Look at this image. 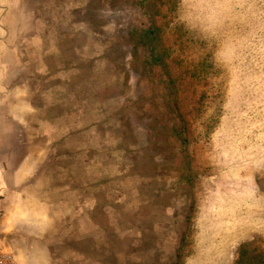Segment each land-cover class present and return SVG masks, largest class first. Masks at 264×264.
Returning a JSON list of instances; mask_svg holds the SVG:
<instances>
[{
  "label": "rangeland",
  "instance_id": "obj_1",
  "mask_svg": "<svg viewBox=\"0 0 264 264\" xmlns=\"http://www.w3.org/2000/svg\"><path fill=\"white\" fill-rule=\"evenodd\" d=\"M6 125L1 264H264V0H0Z\"/></svg>",
  "mask_w": 264,
  "mask_h": 264
},
{
  "label": "crops",
  "instance_id": "obj_2",
  "mask_svg": "<svg viewBox=\"0 0 264 264\" xmlns=\"http://www.w3.org/2000/svg\"><path fill=\"white\" fill-rule=\"evenodd\" d=\"M25 119H27V116ZM16 131L17 130H15V127H11V125H6V127H4L3 130L0 132V143H5L4 139L7 137H14L16 135ZM12 179L13 181L10 182V180L6 178V175L3 172V168L0 165V217L4 213L6 214V211H8L10 213H8L10 216L14 217L15 215L18 218H22L28 215V211L31 208L27 202L30 200V197L19 190L17 191L14 188L9 189V186L19 185L21 181H23L24 177L17 178L15 176ZM2 231L3 229L1 228L0 233H2ZM1 239L2 237L0 236V253L3 250V247L1 246L3 241ZM0 262L2 261L0 260Z\"/></svg>",
  "mask_w": 264,
  "mask_h": 264
}]
</instances>
